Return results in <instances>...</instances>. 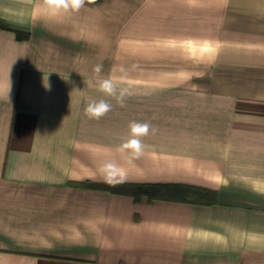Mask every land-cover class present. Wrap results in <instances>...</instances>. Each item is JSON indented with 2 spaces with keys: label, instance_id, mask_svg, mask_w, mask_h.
<instances>
[{
  "label": "crops",
  "instance_id": "1",
  "mask_svg": "<svg viewBox=\"0 0 264 264\" xmlns=\"http://www.w3.org/2000/svg\"><path fill=\"white\" fill-rule=\"evenodd\" d=\"M38 4L0 0L29 34L0 28V264H264V0H102L56 19ZM97 64L129 68L123 106L97 90ZM101 98L112 110L89 119ZM131 121L151 128L125 163ZM104 160L123 184L216 201L136 202L100 182Z\"/></svg>",
  "mask_w": 264,
  "mask_h": 264
},
{
  "label": "clouds",
  "instance_id": "2",
  "mask_svg": "<svg viewBox=\"0 0 264 264\" xmlns=\"http://www.w3.org/2000/svg\"><path fill=\"white\" fill-rule=\"evenodd\" d=\"M95 0H39L34 15L36 18L56 19L68 16L72 13L79 12L81 8L94 3ZM192 3V0H189ZM202 52L211 53L213 49L207 44L201 49ZM137 66L133 65L132 69ZM103 65L97 64L93 71L97 74L95 86L104 96L114 99L118 104L123 106L125 98L132 95L131 88L134 84L130 76L129 68L124 65L114 66L109 75L100 77ZM89 81V86H92ZM123 85V87H122ZM46 89H50V85L46 83ZM112 110V104L109 100L92 99L89 100L84 107V114L89 119L98 120ZM151 125L147 122L131 121L128 125V136L117 146V151L123 154L125 163H132L139 159L145 151V144L142 138L149 135ZM100 176V182L111 188H115L126 182L127 169L114 160L102 161L97 169Z\"/></svg>",
  "mask_w": 264,
  "mask_h": 264
},
{
  "label": "trees",
  "instance_id": "3",
  "mask_svg": "<svg viewBox=\"0 0 264 264\" xmlns=\"http://www.w3.org/2000/svg\"><path fill=\"white\" fill-rule=\"evenodd\" d=\"M101 1L95 0L94 3ZM0 28L14 30L18 39H27L29 36L28 33L12 29L10 24L2 18H0ZM118 191L132 195L136 202L140 201L142 196L147 198V202L161 199L205 204L215 202L217 198L216 191L179 183H126L122 184Z\"/></svg>",
  "mask_w": 264,
  "mask_h": 264
}]
</instances>
